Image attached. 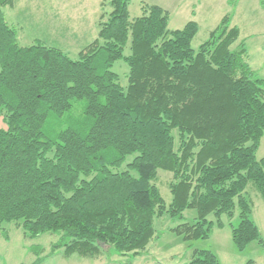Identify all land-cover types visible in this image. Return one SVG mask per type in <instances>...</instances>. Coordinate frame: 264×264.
Returning a JSON list of instances; mask_svg holds the SVG:
<instances>
[{"label": "trees", "instance_id": "1", "mask_svg": "<svg viewBox=\"0 0 264 264\" xmlns=\"http://www.w3.org/2000/svg\"><path fill=\"white\" fill-rule=\"evenodd\" d=\"M130 1L102 2L111 10L101 12L97 38L77 58L41 42L23 46L0 9V229L7 238L6 223L30 239L56 234L52 251L67 258L99 259L105 246L138 256L156 237V219L195 209L193 222L170 228L185 242L210 238L225 226L223 215L239 213L231 224L237 249L264 245L247 190L264 200V157H257L264 78L234 14L196 50L197 21L171 30L158 5L132 20ZM119 60L129 68L127 85L113 70ZM79 101V119L49 128ZM160 170L173 175L169 205ZM32 249L41 264L44 248ZM188 264L221 263L196 249Z\"/></svg>", "mask_w": 264, "mask_h": 264}, {"label": "rangeland", "instance_id": "2", "mask_svg": "<svg viewBox=\"0 0 264 264\" xmlns=\"http://www.w3.org/2000/svg\"><path fill=\"white\" fill-rule=\"evenodd\" d=\"M104 0H14L13 4L3 5L7 22L18 29L19 42L29 46L38 42L57 46L72 58H77L81 50L98 36V19L103 11H110V5ZM158 5L170 14L169 28L182 29L188 22L197 21L200 30L192 46L198 49L208 38L210 32L228 13L234 14L233 23L241 29V39H246L250 53V63L259 77L264 78V0H131L130 17L132 20L142 16L143 7ZM233 47H236L234 45ZM130 54V46L125 49ZM124 85L128 84V65L119 60L114 64ZM84 112V102L79 101L69 115L50 119L49 128L58 130L73 124ZM0 118V128H5ZM178 138V131H174ZM178 144V143H177ZM258 159L264 157V137L257 152ZM173 179L170 172L160 170L158 186L169 205L172 193L169 184ZM253 200L252 218L258 225L264 239V200L258 191L248 187ZM197 217L195 209L184 212L182 219L171 218L168 214L156 219V237L148 248L138 256L121 255L114 250H106L99 259L84 258L78 254L67 258L63 250L52 251L58 236L45 233L34 239L26 238L22 228L6 223L4 228L8 238L0 229V264H34L38 258L32 247L40 246L44 250L41 264H188L196 249L211 250L221 264H264V245L259 241L251 242L246 250L239 251L233 241L231 224L238 225L239 213L229 220L222 216L223 228L215 227L210 238L185 242L170 228L193 222ZM212 219H215L211 216Z\"/></svg>", "mask_w": 264, "mask_h": 264}]
</instances>
